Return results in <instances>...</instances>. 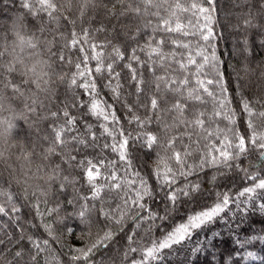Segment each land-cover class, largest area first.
Here are the masks:
<instances>
[{
	"label": "trees",
	"instance_id": "trees-1",
	"mask_svg": "<svg viewBox=\"0 0 264 264\" xmlns=\"http://www.w3.org/2000/svg\"><path fill=\"white\" fill-rule=\"evenodd\" d=\"M27 2L39 8L36 0H0V151L3 152V158H0V203L6 204L7 195L11 194L16 206L21 209L18 220L13 219L11 215L0 214V228H4L7 232L5 236V232L0 231V237L6 241L5 244L0 245L2 264H8V262L30 264L32 245L28 240L29 236L41 241L48 240V250L58 258L60 264H70V256L74 254L69 251L70 249L86 248L95 240L97 233L102 234V231L108 229L113 231L114 239L107 248H101L95 252L93 257L95 264H130V259L124 257L129 244L132 247L143 249L150 247L153 242L162 240L167 232L172 231L180 223H185L190 215L206 210L219 202L222 193L228 194L234 202H230L229 207L220 216L196 231L186 242L162 250V258L158 256L157 259L150 260L148 264H264V208L260 206L264 203V192L261 193V197L253 200L238 196L243 188L252 186V181L245 179L242 168H246L249 173L260 172L261 177H264V158L259 157L255 149H251L239 161L233 162L232 168H226L223 165H205L203 170H198L196 165L199 164L200 157L206 151L207 142L202 139L203 133L197 136L195 132L183 126L172 127L165 133L162 128L149 126L148 130L158 136L162 146L152 151L146 149L135 151L131 156L133 167L129 169V172H139L148 181L154 196L152 199L145 197V201L149 205V210L157 214V219L142 222L139 228L134 222L126 220L122 232L117 225L99 214L100 203L91 199L86 174L77 166V161L84 158L83 149L69 143L63 150L57 146L54 154L45 157L47 149L52 146L51 130L56 123L63 122L62 112L65 107L67 106L71 115L77 117L78 128H80V118L85 116L86 112L84 108L71 107L76 102L77 96L83 98L85 95L82 89L70 83L72 74L76 72L74 65L78 62V58H82V54L77 48L68 49L62 46L70 42L73 32L77 36H82L84 30L89 31L92 42L105 44L111 41L112 44L120 47L126 57L125 49L132 42L118 31L121 23L126 24L129 21L106 18L102 9L95 11L89 9L81 17L80 0H53L60 9L55 14L58 16L55 21L44 12L34 10L30 12L23 6ZM103 2L111 7V0H103ZM262 3L264 0H215L211 25L214 33L212 45L221 61L219 71L222 73L221 78L226 85L227 95L231 99V107L235 110L236 122L234 125H229L223 117H213L211 122L206 119L205 127L209 131L216 127L221 129L233 127L247 138L250 130L247 128L248 118L243 113L239 102L242 95L253 102L255 111H264V107L255 104L257 100H264V32L255 27L246 30L242 23L243 20L249 18L246 14L251 12L256 17L255 22L264 25ZM205 6L207 7L206 4ZM149 20L156 23V20L149 16L136 20L131 27L139 28L143 34V26ZM72 21H75V24ZM100 27L104 30L96 32L95 29ZM113 29L117 31L114 32ZM16 32H20L25 38L34 36L40 41V47L21 50L16 40ZM174 38L184 39L186 42L190 40L193 45L197 42L206 43L199 41L198 36ZM46 41H52L53 51L62 52L66 56V61L56 62L50 69L45 68V72L51 79L47 85L42 84L40 88H37V81H29V77L23 75L19 61L29 66L37 61H48ZM140 42L143 43L142 40ZM164 50L170 51L167 44ZM103 51L107 57L111 51L110 46L105 47ZM141 58L144 57L141 56ZM68 60L71 63L67 62ZM197 61L199 62V58ZM123 63V61L120 62L121 65ZM89 66L94 69L95 61L90 60ZM114 67L117 71H121L120 83L124 86L125 96L131 103L132 97L127 95L131 89L125 83L127 71L122 70L119 65H114ZM189 71H194V69L190 68ZM208 71V68L204 69L205 73ZM157 74L164 75V72L158 70ZM93 75L96 74L93 73ZM61 76H64L63 81L59 78ZM48 77L45 79L48 80ZM144 78L145 80L151 79L146 70ZM202 78L213 79V76L209 74ZM21 81L25 84L22 91L26 93V96L37 98L39 106L36 107L34 113H28L25 109L26 100L12 92V83L19 84ZM80 82L81 80L78 79L77 83ZM96 83L98 90L111 103V94L102 87L104 81L97 79ZM45 87L48 91H44ZM208 88L209 91H218L214 85H209ZM204 95L206 104L196 105V107L204 111L206 115H211L213 112L211 98ZM191 104L192 102L189 101V106ZM116 111L117 115L121 116V122L124 123V117L121 115V108L118 104ZM51 112H58L61 119L52 118ZM138 114L143 116L145 113L140 110ZM185 115L188 119L192 118L187 112ZM86 119L95 125L93 131L99 136L100 129L96 118L87 116ZM253 119L257 123L261 122L257 117ZM167 122L172 123L171 120ZM9 123L12 128H8ZM125 127L129 126L125 123ZM80 131L83 132V128H80ZM197 131L200 130L197 129ZM184 132H188V135L184 136L183 145L179 140L176 141L175 150L183 155L184 146H187L190 155L184 170L188 171L192 168L193 171L186 177L177 175L173 190L183 189L187 185L189 195H178L175 211H172L166 220H160L159 217L165 215L164 209L168 205L164 198V191L161 190L153 175V169L157 164V153L164 156V142ZM106 140L107 137H103L99 142L102 144ZM24 149L33 153L27 159L24 157ZM103 155L110 160H117L118 168L122 166L116 155L110 151L105 150ZM168 155H171V151ZM70 156H75L76 160L69 159ZM87 156L95 163L96 151L88 150ZM237 163L239 167L235 166ZM56 165L60 166L58 173L60 179L52 183L51 190L47 192V204L45 205L42 202L45 197L40 195L41 192L47 191L45 172H50L51 168ZM171 166L175 170L174 162ZM101 172L103 173L104 169H101ZM128 178L134 179L135 177ZM61 183L64 184L63 189L59 188ZM97 183H102V181L98 179ZM193 185H199L198 189L194 191ZM26 190L29 194L27 198L24 195ZM33 192L37 193L35 199L31 196ZM85 196L88 197V205L92 209L88 214L90 227L82 224L77 215L79 205L84 202ZM100 196L107 202L105 206L114 207L119 202L115 190L110 192L104 189ZM37 200L41 201L40 211H44L46 207H56L57 203L60 205L58 212L43 218L45 222L52 225L51 236L40 226L41 217L35 215L36 210L33 209L32 204ZM69 200L74 202L69 204ZM93 205L95 208H92ZM68 229L71 231L69 232ZM133 233H135V242L128 241L127 236ZM21 236L23 239L17 244L15 241ZM8 240H12L13 243H7ZM138 243L143 246H139ZM18 251L22 253L20 258L15 256ZM249 252L253 255L248 256ZM44 255L47 256V253ZM141 255H143L142 252L132 253L131 259H140ZM50 264H56V261L50 259Z\"/></svg>",
	"mask_w": 264,
	"mask_h": 264
},
{
	"label": "snow or ice",
	"instance_id": "snow-or-ice-1",
	"mask_svg": "<svg viewBox=\"0 0 264 264\" xmlns=\"http://www.w3.org/2000/svg\"><path fill=\"white\" fill-rule=\"evenodd\" d=\"M36 2L39 4V8H35L31 2H27L23 6L30 12L34 10L46 13L51 20L58 19L55 14L60 9L53 0H36ZM262 7H264V3H262ZM89 9L93 11L102 9L106 18L129 21L126 24L121 23L118 31L132 43L125 49L126 57L120 47L112 44L111 41H107L105 44L92 42L88 30H84L82 36H77L75 32L72 33L70 42L65 43L62 47L77 48L82 54V58H78V62L74 65L76 72L72 74L70 83L72 86L82 89L85 94L83 98L77 96L76 102L71 105L72 108L80 107L86 110L85 116L81 117L79 121L83 132L77 127V117L71 115L66 106L62 112L63 122L56 123L51 130L52 146L47 149L44 155L47 157L49 154H54L57 146L63 150L69 143L84 150L82 153L84 158L77 161V166L83 169L86 174V183L91 191V199L98 201L101 205L98 209L100 215L117 225L121 232L126 220L134 222L139 228L142 222L157 219V214L149 210V205L145 201V197L152 199L154 196L148 181L139 172H129V169L133 167L131 156L135 151L145 149L152 151L154 148L162 146L158 136L148 130L149 126L162 128L165 133L172 127L179 128L181 126L195 132L197 136H201L203 133L202 139L207 142L205 144L206 151L200 157L199 164L196 165L198 170H203L205 165H223L226 168H232L233 162L246 156L251 149H255L259 157L264 158V111H255L253 102L244 98L243 95L239 98V102L243 113L248 118L247 128L250 130V134L247 135V138L233 127L224 129L216 127L211 131L205 127V120L211 122L213 117H223L229 125H234L236 122V113L231 107V99L227 95V88L221 78L222 73L219 71L221 61L212 45L214 33L211 25L215 0H111V7L103 0H80V16L83 17ZM246 15L249 18L242 22L246 30L255 27L264 32V25L255 22L256 17L253 13L249 12ZM149 16L154 18L156 23L151 20L145 23L143 34L139 28L131 27V24L136 20ZM72 23L75 24V21ZM103 30V27L95 29L96 32ZM113 31L115 32L117 29H113ZM15 35L21 50L40 47V41L36 40L34 36L25 38L20 32H16ZM177 36L184 38L198 36L199 41L206 43L197 42L193 45L190 40L186 42L184 39L174 38ZM141 40L143 43L140 42ZM45 44L48 48V61H37L31 66L19 61L22 65L23 75L29 77V81H37V88H40L42 84L47 85L51 79L45 72V68L50 69L56 62L66 61V56L62 52L53 51L52 41H46ZM166 44L170 48L168 52L164 50ZM109 46L111 51L106 57L103 49ZM97 49L100 50L97 51ZM141 56L144 58L142 59ZM197 58H199V62ZM90 60L95 61L94 69L89 66ZM122 61L124 63L121 65ZM67 62L71 63L70 60ZM114 65H119L122 70L127 71L125 83L131 89V92L127 94L132 97L131 103L125 96L124 86L120 83L121 71H117ZM190 68L194 71L190 72ZM205 68L209 70L207 73L204 72ZM145 70L151 79L145 80ZM158 70L164 72V75H158ZM209 74L213 76V79L202 78ZM45 77H48V80ZM59 78L64 80V76ZM78 79L81 80L79 84L77 83ZM97 79L104 81L102 87L111 94V103L98 90ZM209 85H214L218 91H209ZM24 88L23 81L11 85L13 94L26 100L25 109L27 112L34 113L36 107L39 106L37 98L26 96V93L22 91ZM44 91H48V88L45 87ZM204 94L211 98L213 104L211 115H206L204 111L196 107V105L206 104ZM189 101L192 102L191 106H189ZM117 104L121 108L124 123L121 122V116L117 115ZM255 104L264 107V100H257ZM140 110L144 111L143 116L138 114ZM186 112L192 117L191 119L185 115ZM50 116L57 120L61 119L58 112H51ZM87 116L96 118L100 129L99 136L93 131L95 125L87 121ZM253 117L259 118L261 122L257 123ZM167 120H171L172 123L169 124ZM125 123L129 127H125ZM8 128H12L11 123L8 124ZM187 135L188 132H184L179 136L168 138L163 144L165 155L160 156L157 153V164L153 169V175L161 190L164 191V198L168 205L164 209L165 215L159 217L160 220H166L168 215L175 211L178 195H189L187 185L183 189L173 190L177 175L186 177L193 171L192 168H189L188 171L184 170L190 155L187 146H184L183 155L180 151L175 150L176 141L179 140L183 145L184 136ZM103 137H107V140L101 144L99 141ZM217 140H219V144H217ZM21 147L23 148V146ZM88 150L96 151L95 163L88 158ZM105 150L115 154L122 166L118 168L117 160H110L104 156ZM169 151H171V155H168ZM32 154L24 149L26 159ZM0 158H3L2 151H0ZM69 159L75 161L76 157L70 156ZM106 160L107 163H105ZM173 162L176 165L175 170L171 166ZM235 166L239 167V164L237 163ZM101 169H104L103 173ZM59 171L60 166L56 165L51 168L50 172H45L47 191L40 193L42 197H45L42 201L45 205L47 204V192L51 190L52 183L60 179ZM241 171L244 172L245 179L252 181V186L243 188L238 196L247 197V200L261 197V193L264 192V177H261L260 172L249 173L246 168H242ZM128 177L135 178L129 179ZM98 179L102 183H97ZM63 187L64 184L61 183L59 188L63 189ZM192 187L195 191L199 185ZM104 189L110 192L115 190L119 202L114 207L105 206L107 202L100 196ZM24 195L25 198L28 197L27 190ZM31 196L35 199L37 193L33 192ZM83 201L79 205L77 215L82 224L90 227L88 214L92 209L89 208L87 196L83 198ZM73 202L72 200L68 201L69 204ZM230 202H234L232 198L228 194L222 193L219 202L206 210L190 215L185 223H180L172 231L167 232L162 240L153 242L152 246L147 247L146 250L142 247H132L129 244L124 252V257L130 259V264H148L150 260H155L158 256L162 258V250L170 249L174 245L189 240L196 231L220 216L229 207ZM40 206V200L32 204L33 209L36 210L35 215L41 217L40 226L51 236L52 225L45 222L43 218L58 212L60 205L57 203L56 207H46L44 211H40ZM260 206L264 208V203ZM92 208H95V205ZM20 211L21 209L16 206L11 194L7 195L6 204L0 203V214L4 216L11 215L13 219L18 220ZM0 231H4L5 236L7 235L4 228H0ZM68 231L70 232L71 229ZM22 239L23 236L15 242L19 244ZM113 239L114 233L111 229L102 231V234L97 233L95 240L86 248L69 250L74 253L70 256V264H95L93 260L95 252L101 248H107ZM28 240L32 245L30 264H41L42 261L43 264H50V259L55 260L56 264H60L58 258L49 252L48 240L41 241L31 236L28 237ZM127 240L135 242V233L128 235ZM5 243V239L0 237V245ZM7 243H13V241L8 240ZM137 252H142V257L131 259V254ZM45 253L47 256L44 255ZM247 255L252 256L253 253L249 252ZM15 256L20 258L22 253L18 251Z\"/></svg>",
	"mask_w": 264,
	"mask_h": 264
},
{
	"label": "rangeland",
	"instance_id": "rangeland-1",
	"mask_svg": "<svg viewBox=\"0 0 264 264\" xmlns=\"http://www.w3.org/2000/svg\"><path fill=\"white\" fill-rule=\"evenodd\" d=\"M138 245H139V246H143V244H140V243H138ZM144 246H145V245H144ZM151 246H152V245H151ZM151 246H150V247H151ZM145 250H146V249H145ZM141 256H142V255H141Z\"/></svg>",
	"mask_w": 264,
	"mask_h": 264
},
{
	"label": "clouds",
	"instance_id": "clouds-1",
	"mask_svg": "<svg viewBox=\"0 0 264 264\" xmlns=\"http://www.w3.org/2000/svg\"><path fill=\"white\" fill-rule=\"evenodd\" d=\"M47 178V177H46Z\"/></svg>",
	"mask_w": 264,
	"mask_h": 264
}]
</instances>
